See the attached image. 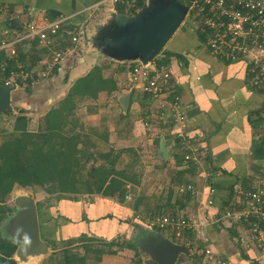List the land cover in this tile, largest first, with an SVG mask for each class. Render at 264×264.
<instances>
[{
	"label": "crops",
	"instance_id": "1",
	"mask_svg": "<svg viewBox=\"0 0 264 264\" xmlns=\"http://www.w3.org/2000/svg\"><path fill=\"white\" fill-rule=\"evenodd\" d=\"M92 1L0 0L13 4L14 11L6 24L10 26L12 19L18 24L8 33L10 38L17 33L20 22L34 20L41 7L57 10L75 24L81 21L77 13L90 6ZM110 19L111 16H108L102 23H109ZM96 24L88 23L87 38L80 40L75 48L60 59L55 75L32 84L29 93L14 85L17 87L10 92V105L12 108L36 112L44 118L50 109L58 108L62 101L67 100L66 106L69 108H61L63 121L59 127L65 133L67 117L78 109L79 101L95 99L93 110L87 112L85 117H79V126L83 118L91 120L90 124L95 126L101 118L106 117L108 129L100 124L105 137L118 144L136 146L138 153H141L140 161L148 168L146 178L137 182L141 184L140 191L132 193L129 203H125V196L129 192L124 194L123 200L116 199V196L83 195L75 199L56 198L53 203L39 207L40 198L37 196L30 193L17 195H31L33 198L40 235L45 234L49 240L61 242L82 235L91 237L93 240L89 242L75 240V243L82 244L83 251L79 254L85 257V264H149L152 255L145 243L149 235L155 232L188 247L189 253H180L174 264H200L196 262L195 255L204 247L216 254V263L264 264V255L257 245L251 242V246L246 248L245 244H240L239 235L245 233V225L241 224L243 229L238 227L233 230L234 226H229L226 221H216L223 208L222 202L227 199L231 189V198L234 197L242 175L249 168L257 171L259 163L264 161L261 160L264 158L256 157L257 152L253 151V144L258 141L257 134L264 135L263 126L257 132L249 122L250 113L260 107L263 99L253 90L242 87L244 74H239V70L244 73L242 64L231 66L232 62L223 63L204 49L196 48V37L192 30L179 28L171 36L167 49L183 54L187 61L179 68L175 61L169 66L177 82L175 90L180 95L184 114L185 138L182 141L176 135L179 124L171 121L167 125L149 123L147 110L154 102L158 105L160 101L151 100L137 88L131 87L129 70L126 69L128 65L123 67L122 64L128 60H117L88 41L96 34ZM26 44L22 48H29ZM42 61L45 62V57ZM93 66L100 67L102 76L113 81L111 88L99 90L94 95L70 92L75 80L88 73ZM226 69L230 70L227 74ZM126 95L130 98L125 111L121 100ZM83 112L82 106L80 113ZM122 117L125 123H129V127L124 128L128 130L121 129L124 124L119 120ZM161 141L167 155L160 149ZM181 149H187L186 153L196 155L199 161L189 166V161L176 159ZM150 152L156 159H144L151 158L148 155ZM151 162H154L153 165ZM256 173L243 179L252 181ZM156 180L164 181L167 187L164 186L166 190L154 197L147 187ZM188 184L192 189L182 194L180 187ZM210 188H214V192H209ZM156 209L169 211L189 221V227L177 236L178 240L169 230L148 227L146 215ZM128 243L133 244V247L127 246ZM50 250L49 244L46 257L51 254ZM42 254L28 256L23 262L52 264ZM200 256L204 259L203 255ZM13 257L21 264L15 253Z\"/></svg>",
	"mask_w": 264,
	"mask_h": 264
},
{
	"label": "trees",
	"instance_id": "2",
	"mask_svg": "<svg viewBox=\"0 0 264 264\" xmlns=\"http://www.w3.org/2000/svg\"><path fill=\"white\" fill-rule=\"evenodd\" d=\"M126 1L131 3L130 12L128 14L132 15L136 14L145 2V0ZM178 1L182 4L185 3V0ZM122 2L123 0L119 1V3ZM0 4L5 6L7 11L8 16L6 15L7 17L5 18L7 23L10 15L14 11L13 4L2 2H0ZM122 8V5L118 4L116 10L123 13ZM59 15H62L59 11L50 9V14H47L46 18L52 20ZM42 19H40L39 22ZM73 26L74 23L72 20L67 19L54 35V40L59 39V37L62 39L63 34L64 37L66 35L68 36ZM179 28L182 30L186 28L192 30L196 37V40L193 38L196 42V48L204 47L205 35L199 29L193 27L190 19L183 21ZM1 39L2 35L0 34V41ZM70 40L69 38L68 44ZM36 45H38L37 40L31 41L29 48L25 47L22 49V46L18 45L16 55L10 58H7L5 53L0 51V62H4L6 66L1 76L4 78L8 77L11 69H22L23 71L31 72L32 68L37 65L36 63H39L42 61L43 57L47 56H45L44 51L49 50L46 46H38L39 49H36V51ZM58 45L62 48L65 47L66 44L63 40L62 42L58 41ZM165 46L152 60L157 68L169 67L173 61L181 62L182 65L187 63L183 54L168 50L167 48L170 47V45L167 47ZM207 52L209 53L208 50ZM220 60L226 64L230 63L223 59ZM18 64L21 65L20 68L17 67ZM132 65L133 63H130L128 69H130ZM58 66L59 62L53 66L51 73L45 78L55 75ZM44 67L45 63L43 62L38 72L33 71L34 74L43 71ZM36 76L37 75H34V78ZM112 82L111 79L102 76L100 67L93 66L88 73L75 80L70 92L94 95L99 90L109 86L111 88ZM16 83L17 85H21L22 81L18 79ZM0 84H2V80H0ZM25 84L26 86L23 89L26 93H29L34 83L32 79L28 78ZM251 90L258 93L260 96L262 94L259 89ZM175 93L178 92L175 90ZM167 99L171 101L173 95L167 96ZM262 99L263 101L260 107L250 113L249 122L252 124L253 129H256L255 131H259L264 125V98L262 97ZM66 103L67 100H64L61 102L60 106L58 105V108L50 109L44 116L45 129L37 132L28 131L24 123L25 118L21 112L18 113L12 126L13 131H11L9 136L6 137L2 143H0V222L14 212L15 208L13 209L10 207L11 205L9 206L6 200L16 186H36L42 188L46 194L55 196L58 199L66 197L75 199L83 195H102L105 197L116 196L118 200H123L126 191V182H138V174L134 170L127 172L124 168L120 170L116 168L118 153L116 156H113L112 151L99 153L96 151L90 152L85 144L83 147H80L82 142L80 138H87L88 134H65L61 132L59 129L63 121L61 108L68 109L69 107L66 106ZM252 115L255 117L252 118ZM151 119L152 117H150V122ZM259 137V142H254L253 144V151L255 153L257 152L256 154H258V156L255 154L256 157L264 158V135L260 134ZM123 150L132 155L131 161L126 163V165L130 167L134 166V163L139 165L137 161L139 155L135 153V150L130 148H125ZM259 151L261 153H259ZM179 152L180 153L176 155V159H184L186 161L184 156L187 149H181ZM98 160H100V162L96 163ZM90 161L91 163H89ZM187 161H189V166L195 163V161L192 160ZM86 164L89 165L86 166ZM259 169H261V166ZM240 183L243 187L249 188V180L243 179L242 177ZM232 193L233 189H231L227 199L222 202L223 206L229 205ZM13 206L15 207L14 203ZM39 206L40 204L38 203V207ZM171 214L174 215V213ZM75 240H86V242H89L93 239L86 235H82L76 239H69L68 242L72 243ZM126 245L133 247V244L128 243ZM16 247L17 244L3 237L0 231V264H19L13 257ZM55 264H85V257L72 251L70 247H65L62 249V257H59Z\"/></svg>",
	"mask_w": 264,
	"mask_h": 264
},
{
	"label": "built area",
	"instance_id": "3",
	"mask_svg": "<svg viewBox=\"0 0 264 264\" xmlns=\"http://www.w3.org/2000/svg\"><path fill=\"white\" fill-rule=\"evenodd\" d=\"M119 1L122 0H97L95 4L87 7L85 12L89 14L90 10H96L103 3L113 5ZM184 5L187 6L186 16L192 19L190 20L193 27L205 35L203 44L205 49L218 59L229 62L239 61L244 68L247 88L261 90V96L264 98V0H185ZM67 19H69L67 16L59 15L52 20L43 18L40 22L23 20L16 30L17 33L11 38H6L4 34L12 31L3 28L0 34L5 37L0 41V51L10 58L16 55L18 45L25 46L26 43L30 45L31 41L37 40L40 46H47ZM69 34H71L72 44H77L86 37L85 28L81 24L74 25ZM65 51L68 52L70 49L55 51L52 60L45 63L43 71L38 74L22 69H11L9 76L4 78L1 75L6 66L4 62H0V80L2 84L9 86L17 85L18 79L24 82L30 78L35 83L51 73L53 66L67 53ZM177 65L181 67L182 63L177 62ZM17 67L20 68L21 65L18 64ZM34 75L37 76L34 78ZM129 75L133 87L140 89L151 100L160 101L155 112H161L162 119L165 116L167 121L179 124L176 135L183 141L185 138L184 114L181 111L180 101L177 99L178 94L175 93L177 82L170 68H157L150 63L146 65L136 63L129 69ZM169 95H173L171 101L167 99ZM184 158L199 161L193 154L186 153ZM237 187L234 197L231 198L229 205L223 206L216 221L230 218H236L238 221L249 220L247 224L250 228V236L245 233V238L239 237V239L241 242L244 241L245 245L248 241L254 244L256 242L264 255V177H258L248 186L249 188L243 187L241 183ZM191 189L192 186L188 184L180 187L179 191L185 194ZM209 192H214V188H210ZM154 224L156 228L171 231L176 237L190 225L185 217L173 214L157 217ZM199 255H203L205 261L210 263L216 259L208 247H204ZM216 264L225 263L217 261Z\"/></svg>",
	"mask_w": 264,
	"mask_h": 264
},
{
	"label": "rangeland",
	"instance_id": "4",
	"mask_svg": "<svg viewBox=\"0 0 264 264\" xmlns=\"http://www.w3.org/2000/svg\"><path fill=\"white\" fill-rule=\"evenodd\" d=\"M96 2H97V0H93L91 2V5L93 3L95 4ZM118 4L122 5V7H123L122 8V10H123L122 12L123 13H120V11L116 10V7H117ZM130 6H131V3H129V1L123 0L122 3L117 2V3H114L113 5H110L108 3H106V4L103 3L96 10H90L89 14L87 12H85V9H86L85 8L82 11H80L79 13H77V15H80L79 17L81 18V21L78 22V23H75L74 25H80V24L83 25L84 28H85V32L88 33V23H91L92 25L94 23H98L100 25L101 24L102 25L103 24L106 25V22L104 21L102 23V21H103L104 18H106L108 16H111V12L109 11V8H113L114 7L115 11L119 12L121 15H132V14H128L130 12L129 11ZM40 7L41 6H39L38 8H40ZM40 9L41 10H39V13L36 15V17H34V20H36V21H39L42 18H46L47 14H50V10L48 8H42L41 7ZM0 12H1L0 13V31L2 32L3 28H6L8 30L9 29L13 30V27L7 26L8 24H6V19L5 18L8 15H7V11L5 9V6H2L1 4H0ZM42 13H43L44 16L41 15ZM188 18H187V16H185L183 21H186ZM189 19H191V18H189ZM185 30H189V28H186ZM4 35L6 36V38L9 37L8 34H4ZM5 36H2V38L5 37ZM70 37H71V34H69L68 36L66 35L65 37H64V34H63L62 35V39H61V37H59V39H56V40H54L55 37L51 38V42L46 46V47H48L49 50H45L44 51L45 56L47 55L45 57V62L44 63H47L50 60H52V57H53V54L55 53V51L64 50L66 48L71 50L72 48H75L76 44H72L71 40H70V43L68 44V39ZM57 40L60 41V42H62L64 40V43L66 44L65 47L61 48L58 45V41ZM179 41H181V39ZM87 44H90V43L87 42ZM165 45H166L165 47H167L170 44L167 43ZM38 46L41 47L40 44H38V45L35 46V50L39 49ZM22 49H24V48H22ZM202 49H204V51L207 52V50L205 48L202 47ZM65 52H67V51H65ZM205 52H204V54H205ZM67 53H69V51ZM63 58H64V56H63ZM111 61L114 63V60H111ZM116 63H118V62L116 61ZM130 63L136 64V63H141V62L140 61H133V62L132 61H124L122 64H123V67H125L126 65H129ZM149 63L153 64V61H151ZM149 63H147V64H149ZM237 63L239 64V61H234V62L230 63V65L235 67L236 65H238ZM36 64L37 65L32 68V72L33 71L34 72H38L40 66L43 64V61H40L39 63L37 62ZM142 65H146V64H142ZM175 65H176V67H178L177 62H176ZM126 69H128V66H127ZM226 70H227L226 74L230 72L229 69H226ZM241 72H242V74H244L242 70L241 71L239 70V74H241ZM242 82H243L242 87L244 89L248 90L246 88L247 86L245 84V77L244 76H243ZM25 83H26V81H24V82L22 81L21 85L18 84L19 89H23L26 86ZM15 87H17V86H15ZM131 87H133V86L131 85ZM133 88H135V87H133ZM138 90L140 91V89H138ZM177 97H178L177 99L180 101V95L179 94L177 95ZM94 102H96L95 99H93V100L92 99H83V100L79 101L78 109L76 111H74L72 115L67 117V124L64 127L65 134H71V133H79L81 135H82V133L88 134L87 138H85V137H81L80 138V140L82 141L81 144H80V147H83L84 144H85L87 146V149L90 152H95L96 151L97 153H99V152L112 151L113 156H116L117 153H118V155H117L118 158H117V162H116L117 163L116 164V168L118 170L124 168V170L127 171V172H129L130 170L131 171L134 170L138 174V179L137 180L142 182L143 181V177L146 178V169H148V168H146L145 165H143V162H141V165H140V161H139L141 159V156L139 155L140 152L138 153V151L135 148L136 146L134 147V146H128V145L126 146V145L118 144V143H116V141H109L108 136H107V138L105 137V135H104V133L102 131L101 125H105V129H108L109 121H108V119L106 117L101 118L99 123L96 124L95 126L90 124V123H92L91 120H87L86 118H83L84 121L82 120L83 122L81 124V127L79 126V124H80L79 123V120H80L79 117H81V116L85 117L87 112H91L93 110ZM119 103H118V105L121 106ZM82 106H83V111L84 112L80 113V108H82ZM156 108H157V102L156 103L154 102V104L150 105V107L147 110L148 111L149 123H154V124L156 123L157 125H159V124H164V125L169 124L168 123L169 121H167V118H165V116L163 117V119L161 118V116H162L161 112H159V113L155 112ZM20 112L22 113L23 117L25 118L24 123H25L26 129L28 131L37 132V131H41V130L45 129L44 118H43V116H41V114H37L36 112L34 113V112L27 111L24 108H16V107H14V108H11L10 110H6L4 112H0V143H2V141L6 137L9 136L11 131H13L12 130V126H13L15 117ZM140 113H141V111H140ZM77 115H79V116H77ZM150 117H152V119H153V121L151 119V122H150ZM119 121H120V123L124 124L121 129H123V131L128 130V129H124V128L125 127L128 128L129 127L128 126L129 123L128 122L125 123L123 117ZM147 123H148V121H147ZM72 128H79L80 130L71 131L70 129H72ZM257 138L259 139L258 134H257ZM257 142H259V140ZM125 148H130V149L135 150V153L137 155H139V159H137V161L139 162V165L137 163H134V166H132V167H130L129 165H126V163H129L131 161L132 155H130L129 152L123 150ZM148 155H151V158L149 157V158H144V159H156V157L154 158L152 156L151 152L148 153ZM198 159H199V157H198ZM261 160H257V162L258 161L260 162ZM99 162H100V160H98L96 163H99ZM252 162H253V160H252ZM89 163H91V161ZM153 163L151 162V165H153ZM87 165H89V164H86V166ZM260 166H261V169H257V171L249 168L248 172L242 175V177H249V176H251V173L254 174V173L257 172L254 175L255 178L252 179V181H251V179L249 180V185L252 184L255 180H257L258 177H262V176L264 177V161L263 162L261 161L259 163V167ZM126 183H127L128 187L126 186L125 193H127V192H129V193H127L128 197L125 198V203H129V202L132 201V197H133L132 193L135 194V193H138L140 191L141 184H137V182L134 183V181H132V182L131 181H127ZM164 186L167 187V185L165 184L164 181H161V180L157 181L156 180V182H152L150 187L148 186L147 188H149V190L151 191V193L155 197V195H158V193H160V191L166 190V188ZM28 193L33 194L34 197L37 196L38 198H40V200L38 201L40 206H44L46 204L49 205V204L53 203L54 200L56 199L55 196H50V195L46 194L45 191L42 188H39V187H36V186H33V187H19V186H16L11 191V193L9 194V197L6 200L7 204L9 206L11 205L10 207H12L14 209L15 207L13 206V198L15 196L19 195V194H28ZM16 209L17 208L14 209V212L17 211ZM167 213L171 214L169 211L165 212L162 209L152 210L149 213H147L146 216H147V222H148L147 225H148V227H151L152 229H155V230H163V229L156 228V225L154 224V221H155V219L157 217H159L161 215H164V214H167ZM6 219H8V220H6ZM11 220H12V217L9 216V217L3 219L0 222L1 235L3 237L7 238V239L14 240V242L17 245L21 244L22 241L18 237L17 233H15V230H13L11 228L12 224H11V222H9ZM224 221L229 223V226H231V227L234 226L233 230H237L238 227L242 228L243 225L247 226V227L243 226L244 227L243 231L248 236H250V228H248V224H247V223L250 222L249 220H245L246 221L245 222V221H238L236 218H230V219H225ZM232 223H236V224L233 225ZM241 224H243V225H241ZM183 231L184 230H182V232ZM245 233L244 234H240L239 237H244ZM40 237L44 238V240L48 243V245L50 244V248H51V250H50L51 252L50 253L51 254L46 257L47 253H49V251H47L46 253L42 254V257H46L45 260H47L48 262H50L52 264L53 263L55 264V262L59 259V257H62V249L65 248V247H70L72 251H75L77 253H81L83 251L82 244L75 243V241L70 243V242H68V240L62 241V242L61 241H56L54 239L49 240L48 238H46L45 234L44 235H40ZM175 238L177 239L178 237H175ZM240 244L242 246L244 245V243L241 242V241H240ZM251 244L252 243L250 241H248L247 242V246L245 245V247L247 248L248 246H251ZM255 245H257L259 248H261L256 242H255ZM261 253H262V251H261ZM90 254H91V252H90ZM214 255L216 257V254H214ZM195 256H196V262H198L200 264H216V259L213 262L210 263V262L205 261L202 258V256H200L199 254L197 255V253H196ZM17 259H18V257H17ZM32 261H34V260H32ZM29 263L30 264H34L35 262H23V261H21V264H29ZM90 263H94V262L90 261Z\"/></svg>",
	"mask_w": 264,
	"mask_h": 264
},
{
	"label": "water",
	"instance_id": "5",
	"mask_svg": "<svg viewBox=\"0 0 264 264\" xmlns=\"http://www.w3.org/2000/svg\"><path fill=\"white\" fill-rule=\"evenodd\" d=\"M110 22L96 24V34L88 41L98 50L107 52L118 60L140 61L141 64L151 62L163 49L165 44L183 22L187 6L178 0H145L140 10L134 15H121L114 8ZM17 21L12 19L10 26L15 27ZM87 38V33H86ZM87 40V39H86ZM14 85L0 84V112L10 110V92ZM129 95L121 101L126 111ZM161 151L167 155L163 142ZM16 212L11 215V228L22 241L15 250L20 261L28 256L46 253L48 243L40 238L37 211L31 195H20L14 198ZM8 216V217H9ZM146 246L151 250L152 259L149 264H174L180 253L188 254L186 246L176 244L159 232L149 235Z\"/></svg>",
	"mask_w": 264,
	"mask_h": 264
}]
</instances>
